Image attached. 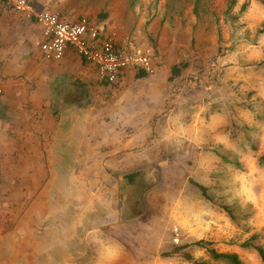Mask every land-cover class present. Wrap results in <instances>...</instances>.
<instances>
[{"label": "rangeland", "instance_id": "374dc122", "mask_svg": "<svg viewBox=\"0 0 264 264\" xmlns=\"http://www.w3.org/2000/svg\"><path fill=\"white\" fill-rule=\"evenodd\" d=\"M43 1L58 10L70 8L98 24L106 23L107 18L131 23L128 34L137 44L152 48L157 70L166 66L171 75L173 65L181 68L177 80L166 82L170 88H162L163 94L153 95L148 102L160 110L150 120V125L159 127L152 140L139 145L131 157L119 158L120 165H107L105 171L97 165L90 167L88 184L81 188L76 181L74 188L85 190L88 185L95 189L93 182L106 172L105 186L117 183L120 200L107 198L113 201L107 205L129 207V213L142 217L145 228L128 227L122 233L143 256L154 252L158 256L177 254L179 259L171 229L175 225L181 228L178 220L191 217L190 209L196 210V218L218 222V226L213 224L215 230L232 233L230 242L258 233L264 246V165L259 164L264 153V2L235 0L229 9L231 0ZM29 2L33 7L39 4L38 0ZM17 11L13 0H0V19L7 13L0 21V31L11 27L8 24L16 21ZM105 84L96 82L89 89L94 131L97 122L111 129L119 121V102L112 99L119 95L118 87ZM95 113H102L101 118L92 117ZM137 129L133 140L146 133L144 127L138 134ZM220 155L239 161L242 168L224 162ZM132 173L137 174L133 186L127 180ZM193 182L208 188L217 204L203 199ZM65 201L60 199L59 205L64 206ZM73 202L81 206L83 198ZM218 204L233 209L237 225L223 222L224 212ZM245 214L250 216L245 218ZM108 233L106 240L113 239ZM101 235L94 233L89 242L97 243ZM187 238L183 236L182 241H191ZM194 256L201 258L203 253L195 251ZM242 260L262 264L259 259L254 262L243 256Z\"/></svg>", "mask_w": 264, "mask_h": 264}, {"label": "crops", "instance_id": "0c3cea01", "mask_svg": "<svg viewBox=\"0 0 264 264\" xmlns=\"http://www.w3.org/2000/svg\"><path fill=\"white\" fill-rule=\"evenodd\" d=\"M38 2L36 7L31 5L35 13L49 10L70 22L88 18L70 8L58 10L43 0ZM28 13L17 11L16 21L8 24L11 27L0 31V89L3 92L0 95V264H193L182 253L177 259V254L158 256L152 252L143 256L137 252L138 246L122 232L128 227L145 228L140 222L142 217L129 213V207L107 205L113 202L107 198L118 199L119 190L117 183L106 188V172L93 182L95 189L88 185L87 189H81L84 183L88 184L90 167L97 165L105 171L107 165H120L119 158L131 157L139 145L152 140L159 127L150 125V120L160 110H154L148 102L153 95L163 94L162 88H170L166 82L173 67L171 75L166 66L157 70L154 58L153 76L145 73L144 77H138L143 71L131 67L117 83L105 84L118 87L119 95L112 99L119 102L116 110L119 121L111 129L97 122L98 129L94 131L90 118L95 110L90 106L93 99L89 89L96 82L103 84L96 68L73 49H68L60 60L45 59L38 46L43 38L41 28ZM6 14H2V20ZM88 19L105 35L114 34L116 45L133 41L153 54L152 48L137 44L128 34L131 23L107 18L106 23L98 24ZM100 115L95 113L92 117L100 119ZM136 127H144L146 133L133 140ZM125 139L127 142L122 144ZM76 181L82 184L80 189L74 188ZM81 198L83 205L73 202ZM60 199L66 200L64 206L59 205ZM221 211L223 222L228 220L227 224H234ZM189 213L191 217L178 220L183 230L175 226L184 239L187 236L191 240L186 242L189 246L183 252L194 261L226 264L214 261L204 249L192 244L204 240L220 253H236L241 260L244 256L264 264L255 248L242 246L253 234L246 240L230 242L233 234L215 230L213 224L218 226V222L214 223V219L196 218V210L192 209ZM100 232L97 243L89 242L90 236L96 233L98 237ZM106 232L113 239L106 240ZM224 240L226 245L222 243ZM259 240L255 244L260 245ZM195 251L202 252L203 256L195 257Z\"/></svg>", "mask_w": 264, "mask_h": 264}, {"label": "built area", "instance_id": "2783aa9c", "mask_svg": "<svg viewBox=\"0 0 264 264\" xmlns=\"http://www.w3.org/2000/svg\"><path fill=\"white\" fill-rule=\"evenodd\" d=\"M13 3L17 10L35 17L43 37L38 46L47 60H60L68 49H73L81 59L96 68L101 82L110 85L117 83L124 71L131 67L139 68L147 75L156 72L154 57L149 50L133 41L116 45L114 34L105 35L88 18L70 22L49 10L35 13L28 0H13ZM2 93L0 89V95ZM172 233V242L179 245L183 239L179 227L174 226Z\"/></svg>", "mask_w": 264, "mask_h": 264}, {"label": "trees", "instance_id": "16d2710c", "mask_svg": "<svg viewBox=\"0 0 264 264\" xmlns=\"http://www.w3.org/2000/svg\"><path fill=\"white\" fill-rule=\"evenodd\" d=\"M262 2H264V0H262ZM234 3H235V0H231L230 5H229L230 6L229 9L232 8ZM246 6H247V3H245L242 6V9H244ZM185 66L186 65H183V67H185ZM180 74H181V68L178 65L173 66L172 75L170 77V80L177 78L178 76H180ZM144 76H145L144 72H141L138 75V77H144ZM220 157L222 158V160L224 162L230 163L238 169L242 168V165L239 163V161H237V160L236 161H230L227 156L220 155ZM259 164L264 165V153L259 157ZM136 177H137L136 173H132V174L127 175V180H128L130 185H132V186L134 185ZM193 184L200 190L203 199H205L209 202H212L213 204H217L216 200L208 193V191H209L208 188H206L204 185L196 183V182H193ZM218 206L229 215L230 219L234 223L238 222L237 221L238 217L235 215L232 208H230L228 205H225V204H218ZM244 216H245V218H248L250 216V214H245ZM259 238H260L259 234H253L249 239H247L243 243L242 246L244 248H249V247L255 248V250H257V252L259 253V256H260L262 262L264 263V246L255 244L259 240ZM192 244L201 248V249H204L205 252H207V254L216 262H224L226 264H244L238 254H236V253H220L217 250H215L214 248H212L211 243H209L207 241L200 240V241H196ZM187 246H189V244H187L186 242H181L179 245H176V250L178 252L184 254L186 259L192 261L193 264H214V263H210L207 261H200V260L194 261L192 259L191 255L183 252V249L187 248ZM166 255H168V254H166Z\"/></svg>", "mask_w": 264, "mask_h": 264}]
</instances>
